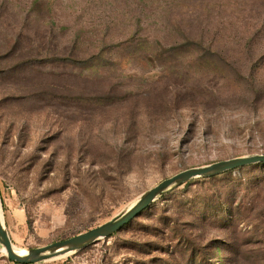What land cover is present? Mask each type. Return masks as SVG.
Masks as SVG:
<instances>
[{"label": "rangeland", "instance_id": "obj_1", "mask_svg": "<svg viewBox=\"0 0 264 264\" xmlns=\"http://www.w3.org/2000/svg\"><path fill=\"white\" fill-rule=\"evenodd\" d=\"M253 155L264 0H0V204L16 247ZM0 264H14L1 243ZM38 264H264V164L192 180L112 238Z\"/></svg>", "mask_w": 264, "mask_h": 264}, {"label": "water", "instance_id": "obj_2", "mask_svg": "<svg viewBox=\"0 0 264 264\" xmlns=\"http://www.w3.org/2000/svg\"><path fill=\"white\" fill-rule=\"evenodd\" d=\"M256 164H264V155L234 158L206 167L193 168L184 171L170 179L163 181L157 187L143 194L135 205H133L129 209L124 210L111 221L86 233L79 234L73 238L54 243L43 248L28 250L27 254H21L16 250L10 233L6 228L0 204V243L4 247L8 259L11 262L17 264H38L51 259L75 254L101 240L112 238L126 225L130 224L134 219L139 217L158 199L173 191L175 188L181 187L184 184L195 179L212 178L229 171H234Z\"/></svg>", "mask_w": 264, "mask_h": 264}, {"label": "trees", "instance_id": "obj_3", "mask_svg": "<svg viewBox=\"0 0 264 264\" xmlns=\"http://www.w3.org/2000/svg\"><path fill=\"white\" fill-rule=\"evenodd\" d=\"M238 158H240V157H238ZM224 207H225L224 204H221L220 206H218V207L216 208L217 213H218V214H223V215H224V214L226 213V212H224ZM147 210H148V209H147ZM137 218H138V217H137ZM137 218H136V219H137ZM136 219H134V220H136ZM134 220H133V221H134ZM133 221H132V222H133ZM128 225H129V224H128ZM126 226H127V225H126ZM126 226H125V227H126ZM125 227H124V228H125ZM118 233H119V232H118ZM200 258L204 259V257H199V258H197V259H200ZM206 259H207V258H206ZM14 264H17V263H14Z\"/></svg>", "mask_w": 264, "mask_h": 264}, {"label": "bare ground", "instance_id": "obj_4", "mask_svg": "<svg viewBox=\"0 0 264 264\" xmlns=\"http://www.w3.org/2000/svg\"><path fill=\"white\" fill-rule=\"evenodd\" d=\"M139 200V198L134 202V203H132L127 209H129V208H131L133 205H135L136 204V202ZM16 247V246H15ZM16 250L19 252V253H21V254H27L28 253V251H25V250H22L21 248H18V247H16ZM4 254L6 255V252H5V250H4ZM67 255V254H66ZM7 256V255H6Z\"/></svg>", "mask_w": 264, "mask_h": 264}]
</instances>
